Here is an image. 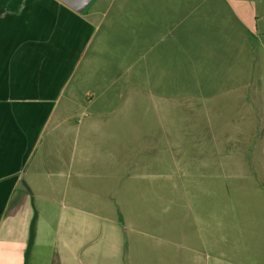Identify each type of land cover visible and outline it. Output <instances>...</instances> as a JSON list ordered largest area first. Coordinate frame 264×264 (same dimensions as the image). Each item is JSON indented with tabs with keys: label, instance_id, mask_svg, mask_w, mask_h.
<instances>
[{
	"label": "crops",
	"instance_id": "0c3cea01",
	"mask_svg": "<svg viewBox=\"0 0 264 264\" xmlns=\"http://www.w3.org/2000/svg\"><path fill=\"white\" fill-rule=\"evenodd\" d=\"M104 1L80 13L59 0H0V264H264V75L196 79L206 103L189 107L190 141L205 156L177 157L189 184L165 187L153 169L165 157L127 152L138 109L109 108L110 96L96 104L72 84ZM107 7L110 35L125 14V49L252 51L251 37L264 33V0ZM225 9V34L204 25L217 13L223 23ZM170 33L179 39L166 41Z\"/></svg>",
	"mask_w": 264,
	"mask_h": 264
},
{
	"label": "rangeland",
	"instance_id": "374dc122",
	"mask_svg": "<svg viewBox=\"0 0 264 264\" xmlns=\"http://www.w3.org/2000/svg\"><path fill=\"white\" fill-rule=\"evenodd\" d=\"M107 4L108 0L102 2L103 14L97 15V18H101L100 29L95 38L90 41L72 84L80 92L86 89L92 90L97 96L96 104L105 99L107 101L112 99L111 105H107L109 108L130 105L134 110L138 109L139 113L135 116L137 119L133 120L131 126L127 123V132L133 131L131 138H128V141L131 140V150L130 146H127L128 154L132 157L133 155L165 157V162L160 161L158 167H156L157 163H154L153 169L157 171L154 173V178L159 177V180H163L165 187L174 185V182L185 184L182 187H187L191 177L189 169H185L189 166L188 157H193L194 153V157L205 156L204 146L192 148L190 141L195 131L192 128L194 119L189 107L195 103L196 99L199 102L202 101V105L206 103V99L196 97L197 90H200V85L203 84L196 79L202 80L200 77L205 75L241 74L254 81L258 76L264 75V33L259 31L251 37V42H254L252 51L226 50L227 48L217 51L125 49V44L120 43L126 27L125 14L121 13L119 26H115L122 32L118 36L117 29L113 27L111 29L115 28L114 33L110 35L109 27L113 17ZM222 12L224 13L223 23H218L221 19H218L217 13L213 15V18L210 17L205 21L204 25L208 28L219 25L216 27L222 31L221 34H225L228 31L227 26L233 22L231 21L233 17L227 9ZM164 15L169 17V22L172 21L171 14L164 13ZM176 28L179 29L178 26ZM166 29L171 31L170 27H165L164 30ZM167 35H164L166 41L174 37L179 39L177 34L170 33L168 37ZM186 37L190 36H182L181 40ZM227 41L225 39L224 42ZM180 42L182 45H189L186 42ZM141 77L143 79L148 77L149 80L152 78V83L136 80ZM174 77L179 80L174 82ZM114 78H117L119 82L115 84L107 82ZM129 78L135 79L134 82L126 83V87H121L123 84L121 81ZM81 95L79 94L78 97L80 98ZM109 96L111 99L108 98ZM221 101L227 103V99ZM155 108H159V113L155 112ZM198 121L203 120L198 119ZM140 130L143 133L142 141L137 143L138 146H133L138 138L137 131ZM119 152L120 146H117V155ZM177 157L187 158L188 161L182 160L179 165L176 161ZM151 173L149 172L150 178Z\"/></svg>",
	"mask_w": 264,
	"mask_h": 264
},
{
	"label": "water",
	"instance_id": "95a60500",
	"mask_svg": "<svg viewBox=\"0 0 264 264\" xmlns=\"http://www.w3.org/2000/svg\"><path fill=\"white\" fill-rule=\"evenodd\" d=\"M76 12H84L93 0H59Z\"/></svg>",
	"mask_w": 264,
	"mask_h": 264
}]
</instances>
